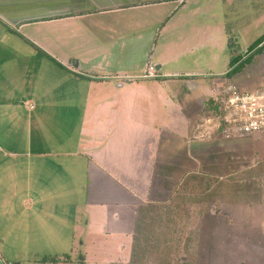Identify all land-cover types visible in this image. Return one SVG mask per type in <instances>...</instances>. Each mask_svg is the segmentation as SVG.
Returning <instances> with one entry per match:
<instances>
[{"label":"crops","instance_id":"crops-1","mask_svg":"<svg viewBox=\"0 0 264 264\" xmlns=\"http://www.w3.org/2000/svg\"><path fill=\"white\" fill-rule=\"evenodd\" d=\"M210 1L0 0V202L5 199L0 211L5 220L11 209L33 210L37 203L45 208V198L52 206L57 197L81 193L84 185L87 201L78 209L84 208L93 226L127 239L118 249L127 257L112 263L129 260L139 207L164 201L171 211L196 210L191 222L195 264H264V191L249 178L223 176L234 171V162L246 166L244 171L253 169L263 159L264 136L202 137L198 128L218 87L233 83L253 90L262 82L264 65L255 81L238 79L246 67L208 83L169 81L181 75L162 71L168 63L162 51H179L165 36L182 19L193 23L192 33L210 38L211 25L195 18L208 17ZM188 3L192 13L174 23ZM175 33L185 35L183 29ZM10 36L28 48L19 41L9 48ZM35 51L67 69L102 75L75 81L81 93H72L69 81L61 101L55 100L40 93L38 81L4 72L10 63L21 67L25 53L33 62ZM151 66L155 76H147ZM194 174L218 179L202 192L192 181L184 189ZM113 225L124 232L110 229Z\"/></svg>","mask_w":264,"mask_h":264},{"label":"rangeland","instance_id":"rangeland-1","mask_svg":"<svg viewBox=\"0 0 264 264\" xmlns=\"http://www.w3.org/2000/svg\"><path fill=\"white\" fill-rule=\"evenodd\" d=\"M190 3L179 11L173 20L174 23L180 20L178 17L181 14L192 13ZM206 11V19L198 15L195 18L199 24L211 25L213 29L210 38L202 32L192 33L193 23L187 19L181 20L183 22L179 23V28H170L169 35L165 36V42L179 49L177 54L171 53L173 50L168 53L162 51L161 54L168 60L162 71L177 72L176 74L181 75L169 78V81H214L218 75L231 69L232 58H236L239 64L242 63L245 56L251 54L248 48L259 43L264 37V0H211L206 6ZM177 29H183L185 35L180 37V34H174ZM162 39L160 36L159 40ZM8 40L10 42L5 45L9 48L17 45L14 43L17 41L19 47L25 45V48H28L25 43L21 45L22 42L18 38L10 36ZM33 53L37 56L34 63L30 62L33 58L30 53H25L21 55L24 57L21 67L10 63L9 70L4 72L8 73L9 77L19 76L21 81H38L40 93L52 94L58 101H61L59 95L64 94L65 84H69V81L74 84L72 93H81L80 87H75V81H88L93 75H102L99 70L89 72L81 68L77 71L67 69L48 58L44 52ZM10 56L14 55L10 53ZM76 61L77 59H74L72 62ZM263 65L264 52L258 53L253 61L245 66L246 69L238 79L255 81V75L263 71ZM192 72L197 76L192 77ZM101 79L96 78L95 81H102ZM207 83L206 88L210 94L212 87L209 92ZM237 167L242 166L234 162V171L224 173V178H249V183L256 187L261 186L260 189L264 191V155L248 172H243L246 166L240 168L242 170ZM204 182L199 183V186H204ZM186 187L188 189L189 185ZM4 200L1 199L0 204H5ZM46 200L43 201L44 205H47L45 208L37 203L33 210L22 207H19V211L11 209V213L6 215V220V213L0 211V259L4 264H195V231L191 228V222L196 218V210L192 213V209L180 206L171 211L165 207L167 203L164 201L155 205H144L149 206L152 212L142 213L139 216L141 220H137L135 224L129 260L127 261V258L112 263L117 258L127 257L125 253L118 255L119 247L126 243L127 239L123 233L107 234L101 226H93L90 215L84 208L78 209L79 205H85L87 201L84 185L81 193L74 190L70 198L57 197L55 205H48ZM13 201L17 202V198ZM4 204L0 206V210H3ZM110 229L119 230L114 225L110 226Z\"/></svg>","mask_w":264,"mask_h":264},{"label":"built area","instance_id":"built-area-1","mask_svg":"<svg viewBox=\"0 0 264 264\" xmlns=\"http://www.w3.org/2000/svg\"><path fill=\"white\" fill-rule=\"evenodd\" d=\"M155 75L156 69L151 66L147 76ZM212 100L214 110L198 127L204 130L202 137H209L210 133L224 139H239L255 134L264 136V76L253 90L240 89L233 83L223 84L212 95Z\"/></svg>","mask_w":264,"mask_h":264},{"label":"trees","instance_id":"trees-1","mask_svg":"<svg viewBox=\"0 0 264 264\" xmlns=\"http://www.w3.org/2000/svg\"><path fill=\"white\" fill-rule=\"evenodd\" d=\"M263 42H264V37L259 41V43H255L254 45H251L248 48V52H250L251 54H249L247 52V54H249V56H245L246 58L242 61V63L239 64V61L236 58H232V60L230 62L231 69L225 75L228 76V77H232L235 74L241 72L245 68L246 65L250 64L253 61V59L255 58V56L258 53L261 54L264 51V43ZM232 65H234V66L232 67ZM212 110H214L213 100L209 99L206 102L204 110L202 111L203 116H207L210 113V111H212ZM250 170L251 169H249L248 171H250ZM248 171H246V172H248ZM215 180H216V178H212V177L207 176V175H203V174L196 175V174H194V175L186 178V180L183 183V185H184L183 188L187 189L186 186L189 184L188 181L189 182L192 181V182L196 183L198 186H199V183H202V181H205L206 183L204 182V186H202V187L199 186L196 189V190H199L200 192H202V191L208 190L210 188V186L212 184H214ZM148 207L149 206H147V207H144V206L139 207L138 214H137L138 216H137V219H136V224H137V220H138V222L141 220L140 219L141 217H139V216H141L142 213H144V212L145 213L152 212V210L150 208H148Z\"/></svg>","mask_w":264,"mask_h":264},{"label":"water","instance_id":"water-1","mask_svg":"<svg viewBox=\"0 0 264 264\" xmlns=\"http://www.w3.org/2000/svg\"><path fill=\"white\" fill-rule=\"evenodd\" d=\"M81 260H82V258H81ZM0 264H4L1 259H0Z\"/></svg>","mask_w":264,"mask_h":264}]
</instances>
